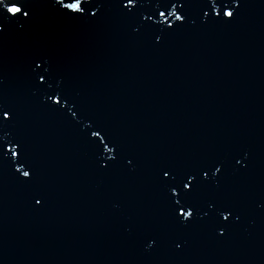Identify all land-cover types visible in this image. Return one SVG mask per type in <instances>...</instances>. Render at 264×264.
<instances>
[{"label": "water", "instance_id": "water-1", "mask_svg": "<svg viewBox=\"0 0 264 264\" xmlns=\"http://www.w3.org/2000/svg\"><path fill=\"white\" fill-rule=\"evenodd\" d=\"M24 2L30 19L0 15V105L17 112L14 132L36 175L23 184L0 164V264H264V0H240L232 23L185 0L186 23L171 33L122 16L114 0L92 21L63 19L48 0ZM158 7L143 0L140 12ZM34 59L47 62L82 122L43 104ZM89 123L118 148L103 171ZM210 160L224 164L218 195L241 212L225 238L170 224L153 185L162 164Z\"/></svg>", "mask_w": 264, "mask_h": 264}, {"label": "snow or ice", "instance_id": "snow-or-ice-1", "mask_svg": "<svg viewBox=\"0 0 264 264\" xmlns=\"http://www.w3.org/2000/svg\"><path fill=\"white\" fill-rule=\"evenodd\" d=\"M106 2L108 0H48L50 5L55 6L56 14L68 21L95 20L103 11ZM114 2L119 4V12L122 16L150 22L145 27L158 28L160 33H171L186 23L185 0H159V3L164 5L163 10L158 7L151 13L140 12L143 0H114ZM198 3L202 16L222 23L234 22L241 6L240 0H198ZM5 14L10 19H19L20 16L31 18L30 10L24 0L20 2L0 0V15ZM154 16L158 18L153 20ZM171 18L180 23L174 24ZM3 31L4 29L0 27V33ZM162 39L161 35L154 37L157 44ZM32 65L34 67H30L29 76L36 88L44 89L43 104L56 113H64L67 109V115L78 123L82 122L79 120L74 101L61 87V82L53 76L47 62L34 59ZM16 121L17 112L0 105V164L7 161L9 166H14L17 178L23 177L20 182L30 184L36 172L22 140L14 132ZM85 128L87 130L85 138L93 155L97 158L96 163L102 171L108 169L117 159V146L103 126L93 127L92 123H89L85 125ZM6 135L10 137L7 140L4 139ZM106 153H113V155L107 156ZM127 163L131 165L133 161L128 159ZM235 163L240 164L241 161L237 158ZM205 164L206 166L195 167L162 164L153 176V185L155 190L164 197L170 224L183 230L199 227L215 234L216 238H225L230 229L241 220V212L233 200L218 195L221 192L220 177L224 174V164L215 160L207 161ZM206 189L214 191V195L204 197ZM33 199L36 205L42 202L39 196H34ZM172 243L174 252L182 251L181 242L173 240ZM155 244L156 240L153 238L149 248L154 247Z\"/></svg>", "mask_w": 264, "mask_h": 264}]
</instances>
